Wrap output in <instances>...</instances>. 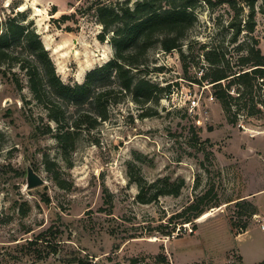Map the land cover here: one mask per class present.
Returning <instances> with one entry per match:
<instances>
[{
	"label": "rangeland",
	"instance_id": "374dc122",
	"mask_svg": "<svg viewBox=\"0 0 264 264\" xmlns=\"http://www.w3.org/2000/svg\"><path fill=\"white\" fill-rule=\"evenodd\" d=\"M95 1L0 0V32L22 12L24 21L16 17L38 34L60 80L68 85L82 83L89 70L112 54L110 45L96 39L101 27L88 11ZM53 6L57 13L51 15ZM261 6L262 0H256L253 32L243 31L237 43L256 42L264 56ZM72 13L69 21H57ZM248 13L244 0H236V9L201 5L183 50L191 41L197 53L199 44L208 42L233 48L234 30L227 28L228 23L243 25ZM149 66L163 68L149 74L154 84L170 86L169 98L155 106L157 114L140 118L139 107L129 100L110 105L108 119L82 133L66 157L51 135L35 133L36 126L43 130L54 124L32 99L24 73L0 66V264H256L264 260V107L256 116L240 110L232 125L219 103L210 99L209 85L185 79L177 51L152 48ZM188 75L197 78L200 72L194 68ZM256 93L264 99V87ZM192 98L198 100V107H189ZM204 151L212 153L209 160ZM129 164L148 182L181 178L184 186L177 197L140 204L135 186L127 181ZM28 165L44 180L29 191L25 189ZM211 188L219 207L207 210L206 219L198 221V217L182 225L171 219ZM253 193L247 201L256 206L260 219H252L238 239L242 234L238 227L246 218L237 217L234 202ZM174 224L172 235L163 236Z\"/></svg>",
	"mask_w": 264,
	"mask_h": 264
},
{
	"label": "trees",
	"instance_id": "16d2710c",
	"mask_svg": "<svg viewBox=\"0 0 264 264\" xmlns=\"http://www.w3.org/2000/svg\"><path fill=\"white\" fill-rule=\"evenodd\" d=\"M244 1L249 9L244 24L230 21L227 26L234 30L230 44L235 46L226 50L208 42L199 44L197 53L196 43L192 41L183 50L187 33L197 22L196 10L201 5L214 8L224 4L236 9V0H136L133 4L130 0L109 3L96 0L88 6V11L93 12L96 24L101 27L96 39L110 45L111 58L89 70L82 83L72 85L63 83L57 76L38 34L30 26L21 24L24 20L20 12L16 16L21 21L14 16L0 32V66L10 71L17 68L24 73L32 99L44 110L47 121L54 124L52 129L49 124L43 130L36 126L35 133L51 135L63 157L74 150L82 133H90L108 119L110 105L129 100L139 107L140 118L157 114L155 106L161 99L169 98L170 86L160 87L148 78L149 74L163 69L149 66V51L154 47L164 53L177 51L185 79L199 86L209 85L212 98L219 103L227 122L234 125L240 110L247 116H256L264 107V99H259L256 93L264 87V56L256 42L237 43L243 31L251 33L254 28L256 0ZM50 10L51 15L57 13L55 6ZM260 11L264 14V0ZM74 15L62 14L57 21L65 23ZM66 31L71 30L66 28ZM201 62L204 65L199 66ZM194 68L200 72L197 78L188 75ZM204 153L207 160L212 157L210 151ZM126 177L128 184L137 190L135 200L144 205L162 196L177 197L184 186L181 178L172 182L169 179L148 182L133 164L128 165ZM234 206L237 217L246 218L238 227L244 233L257 215V208L245 198L236 199ZM217 207L211 188L195 196L171 219L178 220V225L190 224ZM175 226L162 235L170 237ZM256 264H264V260Z\"/></svg>",
	"mask_w": 264,
	"mask_h": 264
},
{
	"label": "water",
	"instance_id": "95a60500",
	"mask_svg": "<svg viewBox=\"0 0 264 264\" xmlns=\"http://www.w3.org/2000/svg\"><path fill=\"white\" fill-rule=\"evenodd\" d=\"M25 189L27 191L38 188L44 184V180L28 165L25 173Z\"/></svg>",
	"mask_w": 264,
	"mask_h": 264
},
{
	"label": "crops",
	"instance_id": "0c3cea01",
	"mask_svg": "<svg viewBox=\"0 0 264 264\" xmlns=\"http://www.w3.org/2000/svg\"><path fill=\"white\" fill-rule=\"evenodd\" d=\"M255 193H253V194H251V195H247L246 197H244L246 200H249V199H252V196L254 195ZM258 212V211H257ZM260 219V217H259V215H258V213H257V215H255L254 216V218H253V221L254 220H259ZM246 232H247V230L244 232V233H242L241 235H239V237H238V239L240 238V237H242L243 235H245L246 234ZM241 255V254H240ZM241 258H242V256H241ZM242 261H243V258H242ZM259 263V262H258Z\"/></svg>",
	"mask_w": 264,
	"mask_h": 264
},
{
	"label": "built area",
	"instance_id": "2783aa9c",
	"mask_svg": "<svg viewBox=\"0 0 264 264\" xmlns=\"http://www.w3.org/2000/svg\"><path fill=\"white\" fill-rule=\"evenodd\" d=\"M210 99H212V96L210 95ZM189 107L190 108H196L198 107V100H196L195 98H192L189 100Z\"/></svg>",
	"mask_w": 264,
	"mask_h": 264
},
{
	"label": "bare ground",
	"instance_id": "6f19581e",
	"mask_svg": "<svg viewBox=\"0 0 264 264\" xmlns=\"http://www.w3.org/2000/svg\"><path fill=\"white\" fill-rule=\"evenodd\" d=\"M19 9L22 10V9H24V7L20 6ZM209 215H210L209 213H203L197 220L202 221V220L206 219Z\"/></svg>",
	"mask_w": 264,
	"mask_h": 264
}]
</instances>
